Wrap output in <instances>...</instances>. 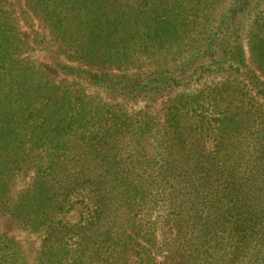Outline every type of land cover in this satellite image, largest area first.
Wrapping results in <instances>:
<instances>
[{
	"label": "trees",
	"instance_id": "16d2710c",
	"mask_svg": "<svg viewBox=\"0 0 264 264\" xmlns=\"http://www.w3.org/2000/svg\"><path fill=\"white\" fill-rule=\"evenodd\" d=\"M2 218L0 264H264V0H0Z\"/></svg>",
	"mask_w": 264,
	"mask_h": 264
},
{
	"label": "rangeland",
	"instance_id": "374dc122",
	"mask_svg": "<svg viewBox=\"0 0 264 264\" xmlns=\"http://www.w3.org/2000/svg\"><path fill=\"white\" fill-rule=\"evenodd\" d=\"M36 23V29L43 31L47 34L48 40L53 43V49L50 50V52L47 53H36L35 54V61L37 64H39L42 68L45 69L46 72H48L57 82H64L66 79L61 78L57 75L56 70L50 66V62L52 60L60 59L62 63L69 64L70 59L69 55L67 53H62L61 55H57L56 50L60 48V42L52 36V34L47 29L46 25L41 22V20L35 16L34 18ZM24 33H26V30L24 29ZM250 65L259 72L258 68L250 63ZM140 111V106L137 109ZM156 111L159 114H162L163 112V104H160ZM0 223L2 224V229L6 231L9 235L14 236L17 240L22 242L24 245V248L27 250L28 256L33 260L38 255V249H39V240L37 237L32 236L22 230H20L13 222L6 218L0 219Z\"/></svg>",
	"mask_w": 264,
	"mask_h": 264
}]
</instances>
